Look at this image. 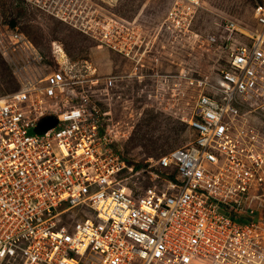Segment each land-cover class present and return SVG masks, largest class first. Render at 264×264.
<instances>
[{
    "label": "built area",
    "instance_id": "built-area-1",
    "mask_svg": "<svg viewBox=\"0 0 264 264\" xmlns=\"http://www.w3.org/2000/svg\"><path fill=\"white\" fill-rule=\"evenodd\" d=\"M202 3L173 0L168 28L186 31ZM253 17L251 30L224 22L227 68L189 80L194 139L157 171H134L112 149L71 71L24 78L1 97L0 264H264V133L247 120L264 117V4ZM9 50L31 73L42 60L0 19ZM44 116L57 124L34 132Z\"/></svg>",
    "mask_w": 264,
    "mask_h": 264
},
{
    "label": "rangeland",
    "instance_id": "rangeland-1",
    "mask_svg": "<svg viewBox=\"0 0 264 264\" xmlns=\"http://www.w3.org/2000/svg\"><path fill=\"white\" fill-rule=\"evenodd\" d=\"M172 1L0 0L2 23L22 33L42 57L31 73L23 67L24 54L0 53V98L17 91L24 78L38 81L52 70L71 71V88L91 95L100 133L112 149L134 171L150 164L157 171L159 158L194 139L188 122L199 88L189 80L218 78L227 68L224 22L251 30L254 8L264 4L203 0L191 26L179 32L165 23ZM117 43L125 49L109 47ZM260 115L247 120L264 133ZM143 176L146 186L150 176Z\"/></svg>",
    "mask_w": 264,
    "mask_h": 264
},
{
    "label": "water",
    "instance_id": "water-1",
    "mask_svg": "<svg viewBox=\"0 0 264 264\" xmlns=\"http://www.w3.org/2000/svg\"><path fill=\"white\" fill-rule=\"evenodd\" d=\"M56 124L57 120L54 116H44L37 122L33 131L36 133H44L53 128Z\"/></svg>",
    "mask_w": 264,
    "mask_h": 264
},
{
    "label": "bare ground",
    "instance_id": "bare-ground-1",
    "mask_svg": "<svg viewBox=\"0 0 264 264\" xmlns=\"http://www.w3.org/2000/svg\"><path fill=\"white\" fill-rule=\"evenodd\" d=\"M63 53V52H62ZM64 55V54H63ZM62 58V57H61Z\"/></svg>",
    "mask_w": 264,
    "mask_h": 264
}]
</instances>
